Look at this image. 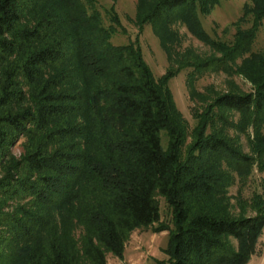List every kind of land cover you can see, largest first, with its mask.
Instances as JSON below:
<instances>
[{
  "label": "trees",
  "instance_id": "16d2710c",
  "mask_svg": "<svg viewBox=\"0 0 264 264\" xmlns=\"http://www.w3.org/2000/svg\"><path fill=\"white\" fill-rule=\"evenodd\" d=\"M221 1L140 0V27L153 24L160 35L180 19L223 57L186 62L156 78L139 34L113 42L122 27L115 5L107 24L97 0H0V196L31 197L12 214L0 208L10 233L0 263L108 264V252L124 259L130 234L160 221L157 194L174 219L173 229L154 230H169L164 264H248L259 254L264 201L257 194L254 215H235L219 166L264 169V51L253 49L264 0L244 7L237 23L252 15V25L238 27L230 44L212 39L200 20ZM226 64L253 90L220 94L195 111L196 138L184 159L187 121L169 83L185 67H192L193 81L205 68ZM232 110L252 130L256 160L229 138L207 133ZM20 136L32 143L17 160L10 148Z\"/></svg>",
  "mask_w": 264,
  "mask_h": 264
},
{
  "label": "rangeland",
  "instance_id": "374dc122",
  "mask_svg": "<svg viewBox=\"0 0 264 264\" xmlns=\"http://www.w3.org/2000/svg\"><path fill=\"white\" fill-rule=\"evenodd\" d=\"M140 3V0H116L115 2L114 0H97V7L109 24L108 10L112 5H115L122 27L119 28L121 31L113 38V42L119 45L126 44L139 34L144 59L156 78L165 74L169 68H178L186 62L199 63L223 58L222 53L210 41L195 35L180 19L171 20L167 31L161 30V33L166 37L165 43L169 46L166 49L162 44V40H164V38L161 39L162 34L159 35L153 24H145L140 27L137 23L136 16ZM246 5H252V0H222L209 14L200 15L203 28L212 39L228 44L233 43L238 27L241 26L245 29L252 25V15L247 18V22L237 23L243 15ZM122 28L125 31H122ZM253 49L264 51V18ZM240 62L241 59H238L237 63ZM192 70V67L183 68L169 83L176 106L187 121V138L182 145L184 159L188 156L187 153L196 138L195 129L198 122L194 117L195 111L202 112L220 94L227 92L248 93L253 90L252 83L227 64L224 68L211 65L202 72H198L196 79H192L193 81H191L193 77L190 76ZM216 112H218L217 109H215ZM223 113L227 117L226 123L218 120L212 122L207 133L214 132L229 138L232 145L243 154L256 160L257 157L252 149V140H250L252 130L251 128L244 129L243 115L233 110L223 111ZM162 137L163 146L167 147L168 137L164 132ZM31 143L27 136H20L10 148L11 155L17 160H21L29 151ZM219 168L228 175V182L223 190L231 211L235 215L240 213L254 215L256 213L254 205L256 195L260 194V198L264 201V169H261L257 164H253L241 172L235 171L225 164ZM3 174L4 172L0 170V176ZM156 198L161 210L160 221L148 228L134 230L126 243L124 259L108 252V264H164L168 259L166 249L170 242L169 230L161 232L154 230L161 224L173 229V211L163 195L157 194ZM30 200L31 197L24 194L16 197L0 196V208L6 214H12L18 208L28 204ZM2 225L0 219V242H2L0 253L6 254L8 250L6 247L8 245L7 238L10 237V233L8 228ZM82 234H84V229L78 226L75 232L76 238L80 239ZM259 249V254L254 255L248 264H264V232L260 239Z\"/></svg>",
  "mask_w": 264,
  "mask_h": 264
}]
</instances>
